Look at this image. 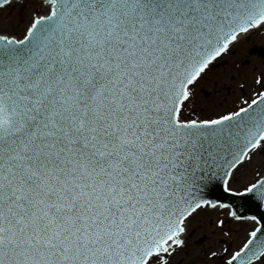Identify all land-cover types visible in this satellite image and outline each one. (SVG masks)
Returning a JSON list of instances; mask_svg holds the SVG:
<instances>
[{
    "label": "snow or ice",
    "instance_id": "1",
    "mask_svg": "<svg viewBox=\"0 0 264 264\" xmlns=\"http://www.w3.org/2000/svg\"><path fill=\"white\" fill-rule=\"evenodd\" d=\"M21 6L22 27L0 23V264H173L209 210L220 239L202 233L196 259L264 264V170L232 186L264 153V91L211 115L194 91L264 0ZM247 222L234 249L228 225Z\"/></svg>",
    "mask_w": 264,
    "mask_h": 264
},
{
    "label": "rangeland",
    "instance_id": "2",
    "mask_svg": "<svg viewBox=\"0 0 264 264\" xmlns=\"http://www.w3.org/2000/svg\"><path fill=\"white\" fill-rule=\"evenodd\" d=\"M41 1L35 0V3L39 4ZM29 8L21 6L20 2H14L11 7L6 8L3 12H0V23L7 22L12 31H17L22 27V22L28 18ZM264 32V25L258 29L252 30L245 36H242L235 44L230 46L228 52L222 55L216 64H220L218 67H212L207 75L200 80L194 89L198 103L196 104L197 114L199 115H211L213 113L227 112L230 110H236L243 105L244 101H249L255 98L256 94L260 91H264L257 83L261 74H264V59L249 54L248 43L253 40V37L262 35ZM235 77L233 79L232 77ZM211 93L207 102L205 97ZM201 107L204 111L201 112ZM258 170H264V153L257 152L253 157L250 164L245 165L237 173V180L233 182V187H240L242 184H246L249 181L255 179L256 172ZM211 215L212 219H217L221 213L208 212L201 213L190 225L189 237L192 239L200 237L202 233H208V239L203 244L213 243L215 240H219L220 236H213L211 234V227L209 225L208 216ZM226 218V212L223 214ZM229 228L236 229L232 234V247L235 249L240 240L243 239L246 231L250 230L253 225L251 222H247L242 225L229 224ZM227 239V238H225ZM192 243V241H190ZM188 241V244H190ZM203 244H196L203 247ZM227 245H215L213 250L218 251L219 248ZM198 253V250L196 251ZM216 264L221 262L216 261Z\"/></svg>",
    "mask_w": 264,
    "mask_h": 264
},
{
    "label": "flooded vegetation",
    "instance_id": "3",
    "mask_svg": "<svg viewBox=\"0 0 264 264\" xmlns=\"http://www.w3.org/2000/svg\"><path fill=\"white\" fill-rule=\"evenodd\" d=\"M248 46H250L249 47L250 55L254 54L255 56L261 58L260 55L264 52V32L262 35H257L253 37V40L248 43ZM196 239L197 238H195V240ZM195 240L192 239L191 236L188 238V241L189 242L192 241V243L190 242V244H188V248L186 250L187 254H178L174 258L173 264H189L190 256H192V258L195 260V264H205L203 256H200L199 259H196L195 256L192 255L196 253L197 250L199 252V249H200V246L196 247ZM216 261H218V259ZM216 261L211 260L210 255H209L207 264H216Z\"/></svg>",
    "mask_w": 264,
    "mask_h": 264
},
{
    "label": "water",
    "instance_id": "4",
    "mask_svg": "<svg viewBox=\"0 0 264 264\" xmlns=\"http://www.w3.org/2000/svg\"><path fill=\"white\" fill-rule=\"evenodd\" d=\"M15 1H20V0H15ZM253 107H256V106H253ZM223 194L224 196H227L228 194L226 193H223V189L220 188V189H216L214 191H212L210 194H209V198H213L215 199L218 195H221ZM233 199L235 198H232V197H229L225 202H231ZM256 211L258 212H261V213H264V206L260 207L259 209H257ZM252 214H256L255 212H252V213H245V215H252ZM251 230V229H250Z\"/></svg>",
    "mask_w": 264,
    "mask_h": 264
}]
</instances>
